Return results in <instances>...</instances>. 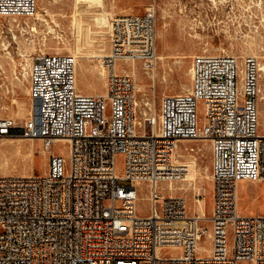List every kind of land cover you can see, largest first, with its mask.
I'll use <instances>...</instances> for the list:
<instances>
[{
	"label": "built area",
	"instance_id": "built-area-1",
	"mask_svg": "<svg viewBox=\"0 0 264 264\" xmlns=\"http://www.w3.org/2000/svg\"><path fill=\"white\" fill-rule=\"evenodd\" d=\"M37 11L38 0H0V19L32 18ZM157 31L155 8L116 19L111 53L102 58L100 97L79 90L75 56L32 59L31 116L23 126L0 119V140H41L48 171L0 176V264H264V216L243 217L238 205L241 182H264L259 62L196 56L190 89L166 96L158 115L142 118L137 79L119 73L118 62L156 70ZM196 141L212 148L209 218L189 216L184 196L161 193V185L179 190L190 172L180 144ZM57 143L68 148L67 157L52 153ZM140 185L148 190L147 217L137 213ZM197 196L201 209L204 194ZM204 235L211 247L199 256ZM168 248L177 250L170 256Z\"/></svg>",
	"mask_w": 264,
	"mask_h": 264
},
{
	"label": "rangeland",
	"instance_id": "rangeland-1",
	"mask_svg": "<svg viewBox=\"0 0 264 264\" xmlns=\"http://www.w3.org/2000/svg\"><path fill=\"white\" fill-rule=\"evenodd\" d=\"M96 2H100L107 12L110 28L96 26L97 23L92 20L99 14L97 8L81 5L83 11L78 12L76 0H38V11L34 17L0 19V119H11L16 121L17 125L23 126L30 118L32 103L29 97L28 69L32 59L41 53L75 56L77 82L81 93L95 97L103 96L106 71L102 58L111 53V26L117 18L144 15L153 8L158 15V56H163V59L158 61L156 70H146L142 62H136L133 66L130 62H118L119 73H136L137 111L142 118L153 112L158 115L162 100L166 96L184 94L190 89L192 61L196 56H249L256 58L264 69V0ZM260 90L264 94V70H260ZM258 105L261 122L264 123V102H258ZM260 128L259 132L264 134V126ZM17 138L20 139L19 142L15 141ZM185 148H193L195 152L186 153ZM51 151L57 156H68V148L62 143L54 144ZM178 153L188 159L197 158L198 176L191 183L178 184L180 190L174 192L168 191L166 185H161V193L166 196L181 194L180 196L187 198L189 216L204 213L205 217L209 218L213 189L211 143L183 142ZM48 161L49 153L44 152L41 140L30 141L20 135L0 140V176L8 173V176L42 177L48 171ZM116 161L118 176L122 177V156H118ZM118 184L130 186L128 181L123 180L118 181ZM137 191V213L141 217H147L150 213L148 190L145 185H140ZM198 193L204 194L200 200L203 209H200L197 203ZM238 205L243 217L264 216V184L241 182ZM205 225L208 227V223ZM210 247V241L204 235L199 242L197 254L206 256ZM176 250L168 248L164 252L171 256Z\"/></svg>",
	"mask_w": 264,
	"mask_h": 264
},
{
	"label": "bare ground",
	"instance_id": "bare-ground-1",
	"mask_svg": "<svg viewBox=\"0 0 264 264\" xmlns=\"http://www.w3.org/2000/svg\"><path fill=\"white\" fill-rule=\"evenodd\" d=\"M76 2L78 3V5H77V9H78V12H81V11H83L82 9L83 8H81V5H88V7L90 6V7H93V8H97L98 10H99V14H98V12H97V14L98 15H96L95 16V18L94 19H92V20H94L96 23H97V25L96 26H99V27H101V28H110V27H108V25H109V22H108V14H107V12H105V10H104V8H103V6L100 4V2H99V4L96 2V0H76ZM102 2V1H101ZM83 3V4H82ZM215 3V2H214ZM76 9V8H75ZM46 12H48V11H46ZM77 15V14H76ZM111 15V14H110ZM45 18V17H44ZM75 19V18H74ZM46 20V19H45ZM93 21V22H94ZM47 22V21H46ZM81 22V21H80ZM76 23V22H75ZM111 23V22H110ZM85 24V23H84ZM88 24V23H87ZM91 24V23H90ZM83 26V25H82ZM33 27V26H32ZM31 27V28H32ZM51 27V26H50ZM53 27V26H52ZM86 27V26H85ZM112 27V26H111ZM78 28V27H77ZM83 28V27H82ZM81 28V29H82ZM36 29V28H35ZM49 29H51V31H53L54 29L53 28H49ZM86 29V28H85ZM92 30V29H91ZM112 30V29H111ZM36 31V30H35ZM55 31V30H54ZM85 31V30H84ZM101 31V30H100ZM106 31V30H105ZM83 32V31H82ZM93 32V31H92ZM107 32H109V31H107ZM100 33V32H99ZM104 33H106V32H104ZM86 34V32L84 33V35ZM101 34H103L102 32H101ZM92 35V34H91ZM93 36V35H92ZM92 36H90V37H92ZM85 37H86V35H85ZM93 39V38H92ZM90 41H92V40H90ZM90 43V42H89ZM92 43H94V41L92 42ZM82 48V47H81ZM81 53V52H80ZM75 54V53H74ZM77 55V54H76ZM80 55V54H79ZM84 55H85V53H84ZM84 58H85V56H84ZM163 59V56L162 55H159V60L161 61ZM28 60V59H27ZM261 68V67H260ZM134 69V68H133ZM261 71H263L264 69L263 68H261L260 69ZM135 71V70H134ZM27 73V72H26ZM129 73V72H128ZM132 74H136L135 72H131ZM131 73H129V74H131ZM191 75H192V73H191ZM141 87V86H140ZM183 87H184V85H183ZM82 90V89H81ZM261 93V92H260ZM102 96V95H101ZM259 102L260 103H263L264 102V94H262L261 93V95H260V98H259ZM31 115V114H30ZM3 118V117H2ZM19 118V117H18ZM261 123V122H260ZM261 127V126H260ZM261 129V128H260ZM261 132V131H260ZM14 138H16V137H14ZM29 140V139H28ZM15 141L16 142H19L20 141V139H15ZM30 141H34V140H30ZM60 142V141H59ZM64 151V150H63ZM185 162H187V163H189L190 164V172L188 173V175H187V177H186V179H185V181L183 182V183H191L193 180H195L196 178H197V176H198V170H197V160H196V158H189V159H186L185 160ZM7 175H8V173H7ZM182 183V184H183ZM179 188V187H178ZM184 188V187H183ZM180 190V189H179ZM180 192V191H179ZM169 193V192H168ZM183 194V193H182ZM181 195V194H180ZM186 195V194H185ZM200 203H201V209H203V207H202V202L200 201ZM192 205V204H191Z\"/></svg>",
	"mask_w": 264,
	"mask_h": 264
},
{
	"label": "crops",
	"instance_id": "crops-1",
	"mask_svg": "<svg viewBox=\"0 0 264 264\" xmlns=\"http://www.w3.org/2000/svg\"><path fill=\"white\" fill-rule=\"evenodd\" d=\"M105 92H106V88H105ZM260 122H261V111H260ZM260 126H261V127L264 126V123L261 122V123H260ZM259 183H263V184H264V182H259Z\"/></svg>",
	"mask_w": 264,
	"mask_h": 264
}]
</instances>
